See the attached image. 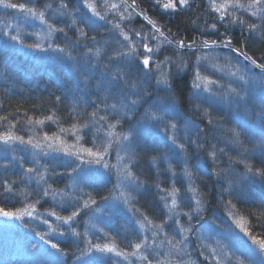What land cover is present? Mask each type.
I'll return each mask as SVG.
<instances>
[{
  "label": "rangeland",
  "instance_id": "1",
  "mask_svg": "<svg viewBox=\"0 0 264 264\" xmlns=\"http://www.w3.org/2000/svg\"><path fill=\"white\" fill-rule=\"evenodd\" d=\"M41 10L45 12L46 19L50 23L62 21L57 10H52L49 7ZM106 11L108 14H112L114 10L104 7L101 9L103 14ZM237 15L240 14L237 13ZM96 18L100 20L98 17ZM58 19L59 21H57ZM110 21L116 22L117 19ZM105 25H107V29H111L110 36L107 37L103 34L88 45L80 44L79 47H75L74 49L78 48L75 53H68L62 46L65 43V38L67 41V35L64 33L62 35L60 32L49 35L46 25L41 24L39 20L26 18L16 9L4 10L0 6V82L8 78L20 88L32 87L35 89L39 87V81L42 79L44 83L53 84L59 90V94L66 97V105L77 113H81L86 103L90 102V114L87 122L77 124V127L85 124L89 126L79 133L83 137L79 142H76L71 131L60 132L61 128L71 130L72 126L63 127L59 123L57 124L56 118H54L55 122L45 120L43 125H38L35 121L28 122L24 128L19 125L5 126L0 134L10 130L14 135L23 136L26 141L31 137L34 141L39 139L43 142V137L47 133L49 137L53 138L50 142L60 143L63 141L65 142L64 146L70 151L81 152L85 148L96 150L92 144L94 138H96L97 145L106 142L107 123H116V119H119L113 115L111 106L116 104L117 109L122 112L121 104L124 101L121 98V92L126 91L124 81L114 80V77L122 70L127 71L128 64L124 60L110 59L116 51L122 49L117 43V31L113 29L112 24L107 22ZM55 26L59 27L57 24ZM122 27L124 26L122 25ZM124 29L128 31L129 27H124ZM11 35H19L25 44L39 43L45 50L24 47L20 43L12 41ZM59 35H62V38ZM215 38L216 36L211 39ZM50 45L51 47H49ZM57 47L63 48L64 51L55 50ZM88 49H92V51L89 52ZM3 50H8L6 55L2 54ZM97 52L99 55L96 54ZM164 54L172 55L170 51ZM212 55L216 59L205 61L208 66L205 75L219 83L209 86L212 89L211 93H202V96L208 97V99L194 100L190 95L192 91L190 72L186 92L189 109L204 116L205 125L198 124L192 118H185L178 101L175 100V103L171 105L172 111L164 116L163 123L138 127L134 136L130 138L131 144L125 142L127 147L113 143L110 154L105 157V162L109 165H117V153H119L124 158L123 163L129 164L130 170L139 178L135 185L129 184L127 181L123 184L118 183V173L115 168L106 170L95 163L81 164L75 156H68L63 151L44 155L39 153V149H33L30 145L19 143L5 145L0 142V175L13 173L14 168H17L21 173L20 180L16 181V191L24 200L19 209H24L37 200L40 204L45 197L49 198L50 202L49 210L40 211L36 208L31 217L24 216L23 219H17L0 215V264H60L61 261L67 264L65 260L68 252L64 251L66 254L58 252L46 241L50 240L56 244L66 242L68 237L75 238L77 236L73 234V229L76 233H83L84 238L81 256L76 259L74 264H128L122 257L114 254L90 251L87 241L100 244L111 242L118 250H127L130 241L135 242L143 235L151 237V225H146L143 230L140 228L138 221L143 220L141 213L152 220L154 224L161 223L162 219H167L170 215L161 199L166 193L157 188L158 184L160 188L164 189H171L173 185L180 189L174 219H178L184 228L191 227L192 229L191 232L185 233L188 236L185 244L177 246L183 249L179 256L175 251L171 255L160 256V259L166 264L167 262L177 264L178 260L183 264H216V260H219L220 264H239L241 261L243 264H264V251L260 248V241L256 240L257 242L253 243L245 219L236 209H232L233 215H229V208L225 207V202L230 199V196L239 201L249 202V200H257L256 198L264 200V180L247 173L244 163H238V165L234 163L236 161L231 162V158H227L231 153L237 158L242 155L246 156L244 154L246 152L248 156L252 152L255 155L264 153V149H262L264 128L259 121L264 108L262 102L264 100V73L248 65L242 57H237L229 49H219ZM225 57H229L231 63ZM159 59H163V55H160ZM185 59L188 57L185 56ZM192 59L194 60V57ZM212 64L221 70H213ZM164 71L175 73V68L170 66ZM230 73H237V75L233 76ZM182 75L185 73L181 72L173 77ZM241 75L245 77L247 83L238 78ZM127 79L136 83L135 90L147 88L154 94L155 99L163 102L166 93L158 92L155 88V76H153L151 87L144 80L142 74L138 77L133 72ZM231 88L237 89L239 95L230 92ZM193 102L201 106L200 112L193 109ZM147 108V104L140 107L130 121L122 119L115 131L118 133L127 132L137 124ZM204 109H207V114ZM94 111L98 116L108 117L107 122H102L104 127L93 123L91 113ZM227 118L229 119L227 120ZM209 119L213 121L211 125L208 124ZM168 120L177 124V130L174 133L177 144L184 143L186 150L182 151L168 139L164 131L165 123ZM97 128H100L99 133H97ZM19 129L21 132H18ZM209 129L212 131L209 132ZM232 129L240 132L239 143L232 142ZM201 130L203 131L201 132ZM171 134L170 132L169 135ZM57 136L60 140L55 139ZM192 140H196L203 147L197 148L196 145L190 143ZM245 141L248 142L250 148L246 147ZM213 144L216 146L218 155V161L215 164L209 156ZM220 148L225 150L223 154L219 153L218 149ZM46 151L49 150L46 149ZM83 155L87 161L89 159L87 153H83ZM248 159L245 158L243 161L249 163ZM185 160H187L189 170L193 173L191 184L197 188V191L203 186L202 191H199L201 193L199 198L203 200L205 207L204 213L198 218L194 217L191 225L187 222L188 217L184 215V212L189 211L186 206L187 198L194 195L187 191L190 181L183 173ZM77 165H80L79 175L73 172V168ZM27 168H38L41 172H45V168H47L44 180L37 183L39 177L34 173H26L25 169ZM214 170H223L221 177H217ZM90 172L102 173L103 179L95 181L82 179ZM207 175L210 176L211 181L208 184L205 183L206 180L208 181L205 179ZM52 179L55 182L62 179L57 188L51 186ZM229 181L232 184L231 195L222 191L223 188L228 187ZM45 188L50 193L48 196L43 195ZM214 188H216V192L211 196ZM53 190L57 193L55 198L52 195ZM87 193L92 194L96 203L92 204L90 208L84 209L77 216L81 217L84 214L83 222H77L76 217L70 224H64L57 220L56 216L49 215L52 211L61 216L70 215L73 206H79L76 202L77 198H80L79 203H83V200L88 198ZM122 193L128 197V202H125ZM104 196H109V199L105 201L102 199ZM168 203L171 204V197L168 198ZM36 205L37 203H35V207ZM143 205H147V208L145 206L143 208ZM192 205L195 206L194 199ZM136 209H140V212H136ZM146 209H151L154 216H149L145 212ZM158 209L162 210V217L157 215ZM11 211L15 212L16 210ZM168 223L172 225V220H168ZM172 226L177 227L176 225ZM52 229H56V231H52ZM165 231L169 232V238H171L173 233L169 228H165ZM41 235L45 236L44 240L40 238ZM175 238L179 240L182 239V236L177 232ZM163 240L164 236L161 233L156 243L160 244ZM149 243H151V239ZM169 248L170 246L165 243L164 247L158 251L168 253ZM212 249H215L216 252L215 259L206 260L199 254L200 251H204L205 256H208ZM185 253H190V255ZM130 259L134 264H143L142 261L134 257Z\"/></svg>",
  "mask_w": 264,
  "mask_h": 264
},
{
  "label": "snow or ice",
  "instance_id": "2",
  "mask_svg": "<svg viewBox=\"0 0 264 264\" xmlns=\"http://www.w3.org/2000/svg\"><path fill=\"white\" fill-rule=\"evenodd\" d=\"M142 2L143 0H140V3ZM206 2L207 11L214 14L210 17L213 22L209 24L206 21L205 27L200 29L198 36L190 34L187 36H178L177 33L172 32L171 28H168L167 25L161 24L157 19L149 16L148 8H141L138 0H131V3H129V0H121L120 3H109L108 0H104L102 7L108 10H114L112 15L119 16V20L116 22L107 21L112 24L113 29L117 31V43L122 49L116 51L110 59L126 61L128 64V70H122L114 77V80H123L126 86V91L121 92V98L124 101L123 104H121L123 111L121 112L118 110L116 104L111 106L113 115L115 117H119V119H116V123H107L105 130V135L107 137L106 142L101 145H97L96 138L93 139L92 144L96 149L95 151H93V148H85L82 152L75 150L70 151L69 148L64 146L65 142L63 141L60 143L50 142L53 138L49 137L47 133H45L43 137V142L39 139L34 141L31 137L26 141L23 136L14 135L10 130H6L4 133L0 134V142H3L5 145L17 143L30 145L33 149H39V153L44 155H49L50 152L63 151L68 156H75L81 164L85 162L88 164L95 163L106 170L115 168L118 173V183L123 184L127 181L129 184L135 185L139 178L130 170L129 164L123 163L124 158L121 157L119 153H117V165H109L105 162V157L110 154V149L112 148L114 142L122 147H127L125 142H128L130 145V138L134 136L138 127L147 124H159L164 122V116L172 111L171 105L175 103V90L172 82L173 75H178L181 72L187 75L190 72L192 87L190 95L194 100H206L208 97H203L202 93H211L212 89L209 86L217 85L219 81L210 79L208 75H205L208 71V66L205 64V61L216 59L212 53L219 49H229L232 53H235L237 57H242L248 65H251L253 68H257L261 73H264V54H261L259 58H255L254 53L249 54L252 50L248 47V41L250 39L264 43V0H206ZM30 3L31 0H28L27 3H14L12 0H0V6H2L4 10L16 9L26 18L30 17L39 20L41 24L46 25L49 35L55 32L67 35L63 27H56L55 24L50 23L46 19V14L43 10H39L35 6H28ZM84 4L87 8H89L93 16L98 17L100 20H106L108 14L107 11L104 14H101V11L98 10V6L89 2V0H84ZM151 4L153 7L161 10V15L168 16L190 10L193 6L192 0H151ZM47 7L50 8L51 5H48ZM60 7L67 8L68 4L61 0ZM237 13L240 15H237ZM245 16L246 18H244ZM136 18H142V20L146 22V25H142L141 29H129L128 31H125L124 27H122V23L124 21H132ZM191 23L195 25L196 21L193 20ZM147 25H150L151 27L145 30ZM220 27L224 28V32L220 31ZM237 27L240 29L242 35L244 33H247L248 35L244 36L242 41L237 40L234 43V37L230 34V30ZM195 30L196 29H193V31ZM78 31L80 32L81 37H87V33L82 30ZM206 36H216V38H205ZM10 39L20 43L24 47L45 50L41 48L39 43L25 44L20 39L19 35H11ZM92 39H94V37H92ZM237 44H239V46H237ZM49 47H51V45ZM55 50L60 52L64 51L63 48L59 47ZM88 51L91 52L92 49H88ZM169 51H171L172 55L164 54ZM96 54L99 55V52ZM160 55H163V59H159ZM185 56H187L188 59H185ZM193 57L194 60L192 59ZM225 59L231 63V59L229 57H225ZM170 66L175 68V73H172L171 71H164L165 68ZM211 67L213 70H221L217 69L215 64H212ZM133 72L138 77L142 74L144 80L147 81L150 87L152 86L153 76H155V88L158 92L166 93V96L163 98V102L155 99L154 94L149 92L147 88L135 90L137 88L136 83L130 82V79H127L130 78ZM230 75L236 76L237 73H230ZM238 78L244 83L248 82L243 75ZM229 91L239 95V92L235 88H231ZM56 100L59 101L60 97L57 96ZM145 104L148 105V108L145 109L142 118L137 121L136 125L130 128L127 132L118 133L115 131L117 125L121 123L122 119L130 121L135 115V112ZM192 107L197 112H200L201 110V106L194 102L192 103ZM204 112L207 114V109H204ZM53 115L47 116L46 119L55 122ZM91 116L93 123L95 125H100V127H104V123L102 122H107L108 120L107 116H98L96 111L91 113ZM0 121H8V117H0ZM262 121H264V114H262ZM29 123H32L30 118ZM35 123L43 125L44 120H36ZM212 123V119H209L208 124L211 125ZM10 127H15V125H10ZM88 127L89 126L87 124L80 127L73 124L71 130L61 128L60 132L67 133L71 131V134L76 138V142H79L83 138L79 133ZM176 130L177 124L172 120H168L165 123L164 131L168 139L173 145H176L179 149L184 151L186 150V145L184 143L177 144L176 136L174 134ZM99 131L100 128H97V133H99ZM202 131L203 130H201V132ZM211 131L212 129H209V132ZM170 132L172 133L171 135H169ZM231 136L233 143H239L240 132L232 129ZM55 139L60 140L58 136L55 137ZM190 143L196 145L197 148L203 147V145L198 144L196 140H192ZM46 149L49 151H46ZM262 149H264V142H262ZM218 151L223 154L225 150L220 148ZM83 153H87V156L89 157L87 161H85ZM209 156L214 164L217 163L218 155L214 144L212 145V150L209 152ZM130 159L131 157L129 156V160ZM237 163H244L247 173H250L252 176H258L264 180V167H255L246 161H237ZM79 168L80 165H77L73 168V172H76L79 175ZM46 171L47 168H45V172ZM222 171L223 170H214V174L217 177H221ZM25 172L28 174L34 173L38 176L39 179L37 183L43 181L45 178V172L39 171L38 168H27L25 169ZM183 173L190 181L187 191L194 194L193 196H189L187 198L186 206L189 208V211L184 212V215L188 217L187 222L191 225V221L194 217L198 218L204 213L205 207L203 200L199 198L201 193L191 184L193 173L188 168L187 160L184 161ZM173 175H175V173H173ZM29 178H31V176H29ZM224 178L226 179L227 177ZM82 179L93 181L102 180L103 174L90 172L89 175L82 177ZM15 183V181H5L3 191L6 193L14 192L15 189L13 185ZM157 188H159L161 192L166 193L161 197V199L164 201V207L168 209V213L170 215H168L167 219H162L161 223L154 224L152 220L141 213L143 220L138 221L140 228L143 230L146 225H151V237L143 235L135 242L130 241L127 250H118L115 244L111 242L100 244L87 241L89 250L102 254H114L122 257L128 262V264H134L133 260L130 259L133 257L142 261L143 264H166L165 261L160 259L161 255H171L172 252L175 251L179 256V254L183 252V249L178 248L177 246L184 245L188 239V236L185 235V233L192 231L191 227L184 228L180 225V221L178 219H174V216L176 215L175 210L178 207L177 197L180 194V189L176 188L175 185H173L171 189H164L160 188L159 184L157 185ZM231 190L232 184L231 181H229L228 187L223 188L222 191L223 193L231 195ZM49 194L50 193L47 188L43 189L44 196H48ZM52 195L53 198L57 195L55 190L52 191ZM121 195L124 197L125 202H128V197L123 193ZM87 197L88 198L86 200H83V203H79L80 198H77L76 202L79 206H73V210L70 215L61 216L55 211L50 212L49 215L56 216V219L62 221L64 224H70V222L80 215L84 209H88L92 204L96 203L91 193H87ZM169 197H171V204L168 203ZM221 198L223 200V195ZM102 199L107 201L109 196H104ZM181 199H183V197H181ZM193 199L195 200L194 207L192 205ZM35 203H39V200ZM35 203L27 205L24 209H17L15 212L6 211L5 209L0 208V215L8 218L15 217L17 219H23L24 216L31 217L36 211ZM225 207L229 208V215H233L232 209H235L236 205L232 203L231 199L226 200ZM135 211L140 212V209H136ZM250 215L256 216L258 223L264 219V202H262L255 211L250 212ZM168 220H172V225H176L177 227L169 225ZM45 223H47V221H45ZM237 223L239 222L237 221ZM259 226L264 228V223H259ZM165 228H169V230L173 233L171 238H169V232L165 231ZM52 231H56V229H52ZM72 231L74 235H80L79 233H76L74 229ZM245 231L247 230L245 229ZM177 232L182 236V239L177 240L175 238V234ZM161 233H163L164 240L160 244H157V238ZM40 238L44 240L45 236L41 235ZM150 239L151 243H149ZM251 239L253 240V243L257 242L255 236H252ZM46 242L49 243L53 249L66 254L58 244L52 243L50 240ZM165 243L170 246L168 253L158 251V249L164 247ZM259 243L261 250L264 251V240H261ZM185 254L190 255V253ZM199 254L204 256L206 260L210 258L215 259L216 256L215 249H212L208 256H205L204 251H200ZM77 259H79V257H77ZM60 264H64V261H61ZM167 264H170V262H167ZM177 264H183V262L178 260ZM216 264H220V261L216 260ZM239 264H243V262L241 261Z\"/></svg>",
  "mask_w": 264,
  "mask_h": 264
},
{
  "label": "trees",
  "instance_id": "3",
  "mask_svg": "<svg viewBox=\"0 0 264 264\" xmlns=\"http://www.w3.org/2000/svg\"><path fill=\"white\" fill-rule=\"evenodd\" d=\"M14 3H27L28 0H12ZM64 3L68 4L67 8H61V0H31V3L28 6H35L37 9L41 10L46 8L48 5H51L52 10H57L62 17L61 22H52L53 24H57L59 27H63L65 32L67 33V41L65 38V43L62 46L66 49V51L74 52L78 50L74 49L75 47H79L80 44H89L92 40H96L100 38L101 35L110 36L111 29H107L105 24L107 21L112 19L119 20V16H113L112 14H107L106 20L101 22L95 16L91 14L89 8H87L84 4V0H63ZM89 2L94 3L98 6V10L101 11L103 9L102 5L104 0H89ZM109 3H120L121 0H108ZM131 3V0H129ZM140 3V0H138ZM192 8L187 11H182L176 13L174 15H161V10L159 8H155L151 4V0H143L140 3L141 8H148V15L154 19H157L159 23L167 25L168 28H171L172 32L177 33L178 36H187L194 35L198 36L201 28L205 27V22L212 23V19L210 18L214 14L209 13L207 11V2L206 0H192ZM103 14V13H101ZM246 18V16L244 17ZM60 19V18H59ZM59 19L57 21H59ZM195 20L196 24H192L191 22ZM124 27H129V29H141L142 25H146V22L142 20V18H136L132 21H124L122 23ZM150 25L146 26L150 28ZM193 29H196L193 31ZM78 30H82L87 33V37H81L80 32ZM220 31L224 32V28L220 27ZM230 34L234 37V43L239 40L242 41L244 36H247V33L241 34L240 29L233 28L230 30ZM63 35V33H62ZM62 35L59 37L62 38ZM94 37V39H92ZM215 36L205 37V38H214ZM58 41V39L56 38ZM86 46V45H85ZM239 46V44H237ZM248 47L252 50L249 54H255V58H259L261 54H264V43H260L256 40L250 39L248 41ZM8 50H3L2 54L6 55ZM171 52V51H170ZM256 70H259L256 68ZM188 76L190 77V73L187 75H182L179 77H173V87H174V95L175 100L178 101L179 107L184 114L185 118H192L193 121H196L200 125H205V118L200 114L189 109V103H187V83ZM59 96L60 100L57 101L56 97ZM264 103V100H262ZM252 103L250 104V106ZM189 106V107H188ZM90 102H87L84 109L82 108L81 113L75 112L71 107L69 108L66 105V97L61 96L59 94V90L53 86V84H49V82L44 83L41 79L39 81V87L33 89L29 88H20L15 82H12L8 78L4 81L0 82V117L7 116L8 121H0V132L5 128V126L10 125H19L22 128L26 126V123L29 122V118L31 121L36 120H47L46 117L49 115H53V119L56 118L57 124L59 123L63 127L72 126L73 124H83L87 122V118L90 114L89 112ZM264 114V108L263 112ZM261 114V115H262ZM221 115V114H220ZM229 118H227L228 120ZM259 120L264 128V121L262 118ZM18 132H21L20 129ZM246 147L250 148L248 142H246ZM248 145V146H247ZM250 151V149H248ZM252 152V151H251ZM253 153V152H252ZM250 156L247 155V152L244 153L246 156L236 157L232 153L228 154L227 158H231V162L238 164L237 161H243L248 159L249 163H251L255 167H264V153L260 154H252ZM248 157V158H247ZM239 165V164H238ZM237 168L241 169V167L237 166ZM13 171V170H12ZM1 174V173H0ZM209 175L206 176L205 183L208 184L210 181ZM21 178V173L17 168H14L13 173H7L3 176L0 175V208L5 210H17L19 209L23 201L20 197V193L16 191V183L13 185L15 191L12 193H6L3 191V185L5 181L12 182L18 181ZM58 179L57 177H55ZM62 179L58 182H55L54 179L50 181L51 186L55 188L58 187ZM204 181V179H203ZM211 183V181H210ZM214 183V182H213ZM223 183V182H222ZM214 186V185H213ZM212 186V188H213ZM221 186V184H220ZM202 187L199 188V191H202ZM211 192V196H213L216 191ZM206 193V192H205ZM96 198H98L96 196ZM230 199L233 200V204L236 205V210L245 219L247 223V230L249 235L255 236L256 240H264V228L259 226V223H264V219H262L259 223L257 221L256 216L250 215V212L255 211L262 202H264L261 198H256L257 200H249L247 201H239L234 200V197L230 196ZM49 198L45 197L40 204L37 203L36 208L40 211L49 210ZM147 208V205H145ZM157 206V202H156ZM149 208V207H148ZM145 212L149 215H153V211L151 209H146ZM157 215L162 217V210H157ZM154 216V215H153ZM156 217V216H155ZM77 222L84 221V214L81 217H77ZM76 222V221H75ZM76 222V223H77ZM75 227V226H74ZM81 227V226H80ZM79 229V228H78ZM79 236L75 238L68 237V241L60 242L58 245L61 249L68 252L66 257L67 264H74L77 257L81 256L83 250V233H79Z\"/></svg>",
  "mask_w": 264,
  "mask_h": 264
},
{
  "label": "bare ground",
  "instance_id": "4",
  "mask_svg": "<svg viewBox=\"0 0 264 264\" xmlns=\"http://www.w3.org/2000/svg\"><path fill=\"white\" fill-rule=\"evenodd\" d=\"M247 202V201H246ZM145 205H143V208H144ZM146 207V206H145Z\"/></svg>",
  "mask_w": 264,
  "mask_h": 264
}]
</instances>
